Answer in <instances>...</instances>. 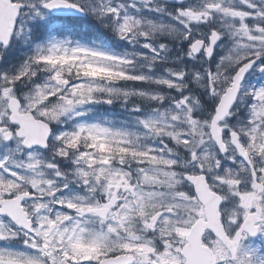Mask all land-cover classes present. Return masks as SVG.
Wrapping results in <instances>:
<instances>
[{"label":"snow or ice","instance_id":"obj_1","mask_svg":"<svg viewBox=\"0 0 264 264\" xmlns=\"http://www.w3.org/2000/svg\"><path fill=\"white\" fill-rule=\"evenodd\" d=\"M0 264H264V0H0Z\"/></svg>","mask_w":264,"mask_h":264}]
</instances>
